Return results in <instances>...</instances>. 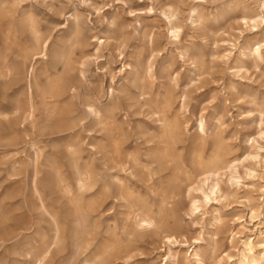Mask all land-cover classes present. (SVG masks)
<instances>
[{
    "label": "rangeland",
    "instance_id": "obj_1",
    "mask_svg": "<svg viewBox=\"0 0 264 264\" xmlns=\"http://www.w3.org/2000/svg\"><path fill=\"white\" fill-rule=\"evenodd\" d=\"M92 1L35 4L50 42L32 77L35 122L24 117L30 58L8 46L7 20H0V62L20 67L0 76V264H35L45 253L42 264H164L167 235L183 243L174 246L179 264H241L245 242L264 264V20H244L264 17V0ZM74 6L82 14L78 30ZM20 40L32 44L28 34ZM257 43L260 51L250 52ZM59 75L68 91L54 99L43 90ZM162 111L178 126L183 166L154 160ZM113 133L123 157L137 155L151 175L132 163L121 169ZM215 153L254 156L238 162L233 184L223 176L216 199L192 214L190 200L200 194L187 176L201 178L197 155ZM85 170L97 183L84 194L96 204L82 233L57 176L76 196ZM118 178L152 208L157 228L135 225ZM194 249L199 260L186 254Z\"/></svg>",
    "mask_w": 264,
    "mask_h": 264
},
{
    "label": "bare ground",
    "instance_id": "obj_2",
    "mask_svg": "<svg viewBox=\"0 0 264 264\" xmlns=\"http://www.w3.org/2000/svg\"><path fill=\"white\" fill-rule=\"evenodd\" d=\"M68 1L72 3L74 0ZM77 1L83 5L93 4L92 0ZM57 3L60 4V0H0V20H7L5 40L8 43V46L18 47L26 60L30 58V63L26 69V76L29 81V95L31 97L28 99V107L24 117L25 119H28L32 122L34 121L36 112V106L34 100L32 99V77L36 70V60L40 57H47V50L50 43L49 39H44L42 19L37 13L35 4L45 5L48 6V8L52 9L57 6ZM192 12L194 13V15L197 14V8H194ZM70 16L75 21L74 23H76L77 30L80 29L79 26L80 20L82 19V14L76 6H74L73 12L70 14ZM244 20L245 23H249L250 21L258 23L259 21L264 20V17L260 14H256L252 17H244ZM170 24H173L172 20H170ZM174 25H172L173 32L178 34L179 26L178 24L177 26ZM23 34H28L30 36V41L32 44L28 45L20 40V36ZM233 46L236 47V44H233ZM260 49L261 44L257 43L256 45L251 46L250 52L256 53L259 52ZM61 57H65L64 69H67L69 66V59H67L66 56ZM12 71L20 72V67L18 66V64L15 66H9L7 64V61L0 62V76L6 75ZM66 91H68V86L65 85L63 76L59 75L58 77L50 79L48 81L45 90H43V93L50 96L51 98L60 99ZM91 110L96 115L100 114V110H98L96 107H92ZM113 114L114 110L110 112L111 120L115 118V114ZM162 119L163 130L159 137L160 145L158 146L157 151L154 154V160L160 165L172 163L174 165L183 166L182 157L177 147L178 126L174 121L170 120L167 117L164 111H162ZM111 123L113 124V121H111ZM200 125L202 127L203 122H201ZM10 129H13V127H10ZM113 135L114 138L112 141V147L114 153L119 159V165L122 167L121 169L126 171L127 168L130 167L129 165L132 163L135 165V167L140 168L141 172L151 175V165L141 164L137 155L128 154L127 156L123 157L122 141L117 133H113ZM73 153L76 152L74 151ZM253 156L254 155L248 154L246 156V159ZM241 159V157H235L233 159H223L221 155L215 153L207 160L205 159L203 154L197 155L195 161L198 168L201 170L200 175H202V177L197 178V176L194 175L187 176L190 182L191 190L196 191L200 194L194 195L190 200L189 208L192 214L196 213V211H198L202 206H206L208 201H211L213 198L216 199L217 194L221 192V180L223 176H226L227 181L232 184L237 180L236 175L238 174V162L246 160ZM131 175H134V173L131 172ZM57 179L58 185L61 186L65 194L70 197L72 205L75 209V215L79 219V225L83 233L86 227V222L88 221L87 219L89 218V215L91 214L93 207L96 204V201L94 199H90L89 201L86 200L84 194L87 190L92 189L96 185L97 180L95 179V176L91 171H79L77 179L79 195L75 196L73 188L70 185H67V183L64 181V179L61 178L60 175L57 176ZM118 182L123 190H127L126 193L128 199L133 204L135 225L139 229L157 228L159 222L152 208L149 207L146 201L143 200L140 195L136 194L133 189H131L129 186L127 187L121 179L118 178ZM105 187L108 190V187ZM34 190L37 193L39 192L38 184L36 181L34 182ZM211 195H213L214 197L211 198ZM170 198L171 195L166 193L162 199L163 204L160 208V212L167 210ZM217 220L220 221V219ZM56 234L59 236V232H56ZM163 239L165 243H168L167 256L165 258L164 264H168V262L169 264H179L180 253L178 250H174V246H182L183 243L173 235H167ZM244 246H246L248 254L243 255L244 258L241 260V264H245L247 260H251L256 264H259L252 255V247L250 246L249 242H245ZM192 252L189 253V250H187L186 254L189 255V257H193L199 260L201 255L198 253L197 249H194ZM46 256L47 253H45L44 256L37 260L35 264H42Z\"/></svg>",
    "mask_w": 264,
    "mask_h": 264
}]
</instances>
